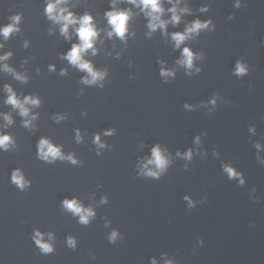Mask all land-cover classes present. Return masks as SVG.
<instances>
[{
	"label": "clouds",
	"instance_id": "obj_1",
	"mask_svg": "<svg viewBox=\"0 0 264 264\" xmlns=\"http://www.w3.org/2000/svg\"><path fill=\"white\" fill-rule=\"evenodd\" d=\"M127 2L140 8L141 12H143L144 15L148 18L147 28L149 29V32L146 35H148L149 37L152 35V33L156 32L157 29L162 30L164 35H168L167 25L169 23L178 25L181 22L182 15L190 12L187 6H179L180 0H175V2H173V0H169V3L172 4V7L168 8L167 11L171 13V17L170 19L165 20L162 18L165 13V8L162 6V0H127ZM67 4L68 0H48L44 9L47 18L52 21L54 25H59V31L62 36L70 40L71 36L69 33V29L72 28L74 29L78 37L79 43H74L71 49L66 54H64L62 58L66 59L73 67L86 73V75L81 79L82 84L90 86L98 85L99 87L103 88V81L107 75L106 70L101 71L95 69L91 61L85 59V55L89 52V50L91 51L93 56L98 53V49L95 45L100 36L101 29L97 28L94 22V17L90 13L85 12L83 15L77 16L74 12L69 10ZM235 7H240L239 0H237ZM207 10V7L201 8V11ZM133 15L134 13L131 9L117 8L116 0H112L111 10H108L104 13V16L107 19V23L110 26V31L107 32V36L109 38L116 36L120 40L125 41L129 32V21L132 19ZM231 18L232 17H229V19ZM9 19L11 21L10 23L3 27H0V35H2L5 40H7L14 33H18L20 31L19 25L22 20V14L18 13L9 17ZM210 25H212L211 20L201 21L197 19L187 25L184 32L171 33V39L174 42V46L176 48H180V46L186 40L198 36L202 30L209 29ZM212 27L214 28V25H212ZM52 31V29H49V33H51ZM28 43V41H25L24 46L28 47ZM3 46V44H0V48H2ZM11 56V52L5 53L3 56H0V61H6ZM197 59H203V53L197 54L194 53L189 47H184L181 53V58L177 60L176 63L186 69V75L191 76L194 74L193 69L195 70V73H199L201 71V68L196 67L194 64V61ZM160 63L161 65H163L164 62L160 61ZM3 71L11 73L15 77V79L21 81L22 83H26L28 80V77L26 75L16 72L6 63L3 64ZM49 71H55V65H49ZM248 71V66L242 61L238 60L233 70V75L237 77H243L248 74ZM60 75L66 76L67 70L61 69ZM160 76L164 77L165 82H167L169 77H175V71L162 66L160 69ZM4 91L7 94L5 103L11 105L13 109L18 110L19 115L24 118L22 121L23 127L29 129L33 128V121L38 118V114H33L29 106L39 107L41 104L39 97L28 95L21 99L13 90L12 86L8 84L4 86ZM219 98V94L217 93L213 95L210 101H208V104H210L212 107L206 114H211V112L215 111L217 100ZM201 106H205L204 102H201ZM184 107L186 109H191L193 106L185 104ZM0 115H3V118L6 121L5 127L13 123L11 114ZM54 119L57 123H59L60 121L65 119V116L57 115L54 117ZM249 131L255 134L254 127H250ZM114 133L115 129H110L106 131L104 135H113ZM204 135H206V133H204ZM82 139L83 137L81 136L80 130L76 129L77 143H80ZM200 142V136H197L194 141V143L197 145V150H199ZM93 143H95L100 149L106 147V145L101 141V137L99 134L95 135ZM15 146L16 142L10 134H4L0 132V149L8 151L10 148H13ZM255 147L257 149V152L259 153L261 148L264 146H262L260 143H256ZM97 155H100V153L97 152ZM176 155L178 157H181L185 161L191 162L194 152L192 149H189L184 153H180L178 151ZM213 155H218V152L214 151ZM37 158L48 164H53L57 160H67L73 165L82 163V161L77 160L74 154L65 155L62 151V148L53 144L47 137H42L38 141ZM257 159L260 161V163L264 164V159H262L259 155H257ZM171 163V159L168 155H166V149H162L160 145L157 144L151 150V157L146 158L145 161L141 162V165L139 166V176L141 178L160 179L167 172ZM184 168H188L187 163L184 165ZM222 168L223 172L227 174L229 180L236 179L239 181V184L241 186L244 185L245 180L242 173L238 172L230 164H224ZM11 181L21 191L25 190L31 184L30 181L25 179L22 171L19 168L12 171ZM183 199L187 201L188 209L195 208L196 204L199 203V201H194L187 195L184 196ZM100 203H108L107 197H103ZM62 207L66 211L71 212L73 216L79 217V223L82 225H88L96 215L92 207H85L76 198H65L62 201ZM105 226H108L107 223L105 224ZM44 235L45 234L40 232L39 230H34V235L32 238L42 254H51L54 251V247L49 241L54 239V236L51 232L47 233L49 241H45ZM117 239H122V237L117 230H113L109 234L108 240L110 243L115 244ZM199 243L202 245L203 240H200ZM67 245L69 248L74 249L76 247L75 238L69 236L67 238ZM151 264H157L155 258L152 259ZM165 264H175V262L171 259H166Z\"/></svg>",
	"mask_w": 264,
	"mask_h": 264
}]
</instances>
